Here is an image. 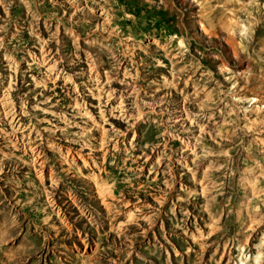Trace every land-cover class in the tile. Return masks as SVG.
Wrapping results in <instances>:
<instances>
[{
    "label": "rangeland",
    "instance_id": "374dc122",
    "mask_svg": "<svg viewBox=\"0 0 264 264\" xmlns=\"http://www.w3.org/2000/svg\"><path fill=\"white\" fill-rule=\"evenodd\" d=\"M0 264H264V0H0Z\"/></svg>",
    "mask_w": 264,
    "mask_h": 264
},
{
    "label": "bare ground",
    "instance_id": "6f19581e",
    "mask_svg": "<svg viewBox=\"0 0 264 264\" xmlns=\"http://www.w3.org/2000/svg\"><path fill=\"white\" fill-rule=\"evenodd\" d=\"M101 12H102V11H101ZM42 53H43V52H42ZM48 53H49V52H48ZM252 100H253V99H252ZM2 105H3V104H2ZM7 105H8V104H7ZM9 105H10V104H9ZM262 106H263V105H262ZM5 107H6V105H5ZM2 108H4V105H3ZM9 109H10V108H9ZM5 112H6V111H4V113H5ZM10 112H12V111H10ZM5 116H6V115H5ZM186 116L189 117V115H188L187 112H186ZM12 119H13V117H12ZM172 134H173V133H172ZM183 141H184V140H183ZM184 144H185V147H186V148H189V145H190V144L188 143V141L185 142ZM190 146H191V145H190Z\"/></svg>",
    "mask_w": 264,
    "mask_h": 264
}]
</instances>
